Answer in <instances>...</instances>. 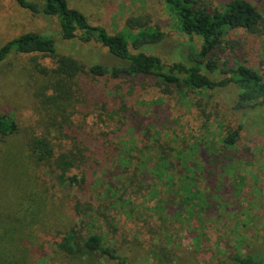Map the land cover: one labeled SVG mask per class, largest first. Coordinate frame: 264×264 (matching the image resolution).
Listing matches in <instances>:
<instances>
[{"label": "trees", "instance_id": "trees-1", "mask_svg": "<svg viewBox=\"0 0 264 264\" xmlns=\"http://www.w3.org/2000/svg\"><path fill=\"white\" fill-rule=\"evenodd\" d=\"M16 1L32 13L55 17L64 40L99 44L120 61L86 65L70 54L57 53L54 39L34 31L19 34L0 46V63L13 54L32 52L55 58L52 68L36 65L40 72L54 77L53 92L39 94L47 113L43 124L52 133L32 135L27 148L43 191L74 216L58 248L76 258L99 253L123 264L115 248L105 245L103 235L115 231V222L124 230L134 226L137 221L129 213L142 211L141 200L153 215L162 210H205L213 205L217 209L210 187L212 177L226 150L237 144L242 125L236 124L221 135L218 148L194 139L184 150L181 139L189 143L195 128L192 120L187 122L189 128L182 120L178 124L165 118L162 121V117L154 120L138 103H143L145 95H157L159 91L171 97L173 89L208 93L232 86L235 99L230 108L235 113L246 118L254 109L264 108L263 73L224 53L233 42L225 41L229 34L241 36L247 32L264 42V18L257 7L250 0H230L210 10L204 0H163L176 16L177 29L188 37L178 47L177 59L167 63L154 52V46L164 38L157 25L146 26L131 17L127 24L134 32L126 37L91 23L68 0ZM83 75L89 79L87 88L80 81ZM149 79L155 80L151 83ZM167 106L171 114L176 112L170 103ZM127 120L134 123L131 130L139 133L138 142L133 135L124 138ZM145 121L162 128L140 129ZM71 127L72 133L68 131ZM17 129L13 116L0 115L2 138ZM193 147L196 152L190 155ZM48 174L50 185L45 179ZM231 259L232 264H264V251L259 255L235 253Z\"/></svg>", "mask_w": 264, "mask_h": 264}, {"label": "rangeland", "instance_id": "rangeland-1", "mask_svg": "<svg viewBox=\"0 0 264 264\" xmlns=\"http://www.w3.org/2000/svg\"><path fill=\"white\" fill-rule=\"evenodd\" d=\"M227 1L230 0H204L210 10ZM250 1L264 18V0ZM68 3L109 33L118 32L129 37L134 32L127 24L131 17L138 18L146 26H159L164 38L154 46V52L167 63L177 59L178 47L188 41L177 29L176 16L167 10L163 0H68ZM29 31L51 37L57 53L70 54L86 65L120 62L99 44L64 40L55 17L32 13L19 6L16 0H0V46ZM237 35L226 36V42H233L229 43L231 46L226 45L224 53L254 65L264 75V42L247 32ZM36 65L52 68L55 58L32 52L13 54L0 63V115L13 116L18 125L15 133L0 136V264H120L99 253L76 258L58 248L74 216L70 209L56 199L54 202L43 191L37 167L32 165L28 154L29 137L52 133L44 127L47 113L42 107L43 96L39 94L53 92L54 77L51 73L40 72ZM149 80L153 83L155 79ZM80 81L87 88L86 75L81 76ZM173 90L171 97L160 91L157 95H145L143 103L138 105L154 120L162 117V121L166 119L175 124L182 120L185 127L191 125L187 122L192 120L194 132L188 144L181 139L182 149L186 150L194 139L218 148L221 135L236 124L242 125L237 144L226 150L212 177L210 187L217 209L213 205L205 210H162L153 215V211L145 207L147 203L141 200L142 211L135 209L129 213L137 221L134 226L124 230L115 222L114 232L107 233L103 229L107 233L103 235L105 245L115 248L123 264H232L235 253H263L264 108L254 109L246 118L244 114L235 113L230 108L235 99L232 86L208 93ZM168 98L173 99L169 101ZM167 103L176 112L171 114ZM126 125L124 138L133 135L137 140L139 133L131 130L134 123L127 120ZM144 126L162 128L146 121L140 129ZM73 130V127L68 129L70 133ZM184 131L187 136L188 131ZM120 139L118 136L117 141ZM195 152L194 147L190 148V155ZM113 160L116 162L117 157ZM45 179L50 185L49 174ZM171 195L174 200V193ZM147 216L153 218L150 220Z\"/></svg>", "mask_w": 264, "mask_h": 264}]
</instances>
